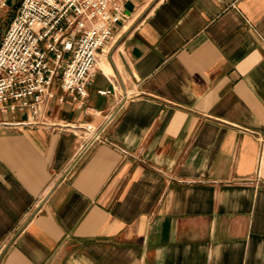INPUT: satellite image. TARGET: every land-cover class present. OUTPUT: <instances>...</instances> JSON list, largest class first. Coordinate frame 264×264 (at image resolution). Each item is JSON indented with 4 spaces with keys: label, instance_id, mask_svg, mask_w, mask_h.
Returning <instances> with one entry per match:
<instances>
[{
    "label": "crops",
    "instance_id": "0c3cea01",
    "mask_svg": "<svg viewBox=\"0 0 264 264\" xmlns=\"http://www.w3.org/2000/svg\"><path fill=\"white\" fill-rule=\"evenodd\" d=\"M123 9L82 105L0 111V264H264V0Z\"/></svg>",
    "mask_w": 264,
    "mask_h": 264
},
{
    "label": "built area",
    "instance_id": "2783aa9c",
    "mask_svg": "<svg viewBox=\"0 0 264 264\" xmlns=\"http://www.w3.org/2000/svg\"><path fill=\"white\" fill-rule=\"evenodd\" d=\"M7 1L0 0V12ZM123 18V0H22L0 38V111L30 108L27 124L42 125L38 116L59 70V87L82 105Z\"/></svg>",
    "mask_w": 264,
    "mask_h": 264
},
{
    "label": "rangeland",
    "instance_id": "374dc122",
    "mask_svg": "<svg viewBox=\"0 0 264 264\" xmlns=\"http://www.w3.org/2000/svg\"><path fill=\"white\" fill-rule=\"evenodd\" d=\"M11 14V13H10ZM8 18H9V13H4L1 16V20H0V38L1 35L5 32L6 30V26L8 25Z\"/></svg>",
    "mask_w": 264,
    "mask_h": 264
}]
</instances>
